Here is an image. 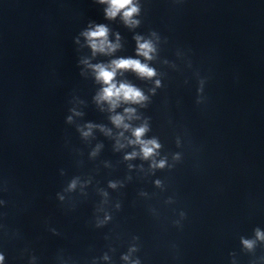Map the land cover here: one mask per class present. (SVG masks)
Instances as JSON below:
<instances>
[{
	"label": "clouds",
	"instance_id": "9594fccd",
	"mask_svg": "<svg viewBox=\"0 0 264 264\" xmlns=\"http://www.w3.org/2000/svg\"><path fill=\"white\" fill-rule=\"evenodd\" d=\"M175 3H182V0H174ZM94 3L103 6V18L108 23H97L88 21L78 35L73 38L77 46L76 51L88 50L87 55H80L77 67L79 75L85 79L91 78L96 91L92 96V104L96 109L105 115L108 123H97L79 121L85 116L82 110L87 102L73 95L69 103L72 105L66 116L65 122L74 125L81 140L90 147L88 160L96 161L105 145L103 142L93 141L99 133L112 142L113 153L121 154L116 164L109 160H101L96 168L85 175H74L66 180L60 191L56 192L55 198L63 210L74 212L79 203L87 200L89 189L92 188L98 201L93 207L90 224L95 229H102L108 226L115 219V215L122 210V201L113 198L112 192H121L128 183L133 180V173L139 178L155 177L157 172L167 171L171 173L183 162L185 146H192L187 129L183 135L175 136V146L180 151H166L160 137L152 133V119L145 114V111L153 102V97L158 91L165 88L164 81L168 78V70L181 71L183 68L191 70L192 78L196 81L195 104L198 107H206L208 96L206 85L208 76L201 75L198 69L193 68L191 49H177L176 60H169L161 56L162 46L168 43L166 37L157 30H149L146 34L137 32L143 23L145 13L143 0H94ZM119 21L128 31L132 32V40L135 47L133 55H117L125 50L126 41L119 31H113L111 24ZM98 57H105L99 60ZM179 62V63H178ZM132 75L136 80L144 82L147 86L141 87L134 83L128 76ZM190 80L186 78L184 84ZM179 104V101H177ZM78 105V106H77ZM172 124L171 119L168 120ZM77 157H83V151L76 150ZM138 161V163H137ZM77 166L82 167L83 159H77ZM118 164H124L126 174L123 178L108 179L105 186L96 181L95 176L99 174L100 165L106 169H114ZM60 176L67 175L64 169H60ZM153 187L163 193L168 190L165 180L155 178L152 180ZM11 191L10 180L0 176V264H8L5 245L23 239L18 228H12L7 223L9 200L5 194ZM158 193H149L140 189L137 196L145 201L156 197ZM177 202L176 194L167 196L163 200L165 206ZM149 214L156 220L160 219V210L148 205ZM175 218L171 220L173 227L182 230L187 213L183 209H173ZM45 228L53 236H61V232L49 220L44 221ZM120 234L110 231L105 234L107 242L104 251L99 255H90L83 258V264H116L114 256L118 252L117 242ZM240 251L253 257L250 264H264V255L256 256L258 248L264 249V228L256 226L252 229L250 236H239ZM143 245L139 235H130L127 241V248L119 254V264H143L139 255ZM170 248L174 258H178L179 248L172 243ZM90 252L92 249L89 250ZM230 264H238L237 253H229ZM18 259L25 264H41V257L38 256L30 244H25L19 249ZM53 264H82L80 258L59 249L54 258Z\"/></svg>",
	"mask_w": 264,
	"mask_h": 264
},
{
	"label": "water",
	"instance_id": "95a60500",
	"mask_svg": "<svg viewBox=\"0 0 264 264\" xmlns=\"http://www.w3.org/2000/svg\"><path fill=\"white\" fill-rule=\"evenodd\" d=\"M155 178L165 180L166 192L153 187ZM140 189L158 195L145 201L137 196ZM173 193L177 202L165 206L163 200ZM120 200L122 210L105 228H93L91 217L34 249L41 264H53L59 249L83 264V258L106 250L104 236L110 231L121 237L116 264L133 234L141 238L143 264H230L233 251L238 264H250L253 257L240 251L239 236H250L256 226L264 228V101L186 153L174 171L156 173ZM148 205L160 210L159 220L149 214ZM173 209L187 213L182 230L171 224ZM172 243L178 245V258ZM260 255L264 249L258 248ZM8 264L25 262L16 257Z\"/></svg>",
	"mask_w": 264,
	"mask_h": 264
}]
</instances>
